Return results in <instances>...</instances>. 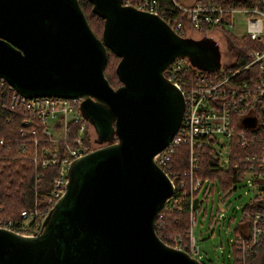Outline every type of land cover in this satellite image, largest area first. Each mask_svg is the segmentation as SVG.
<instances>
[{
    "label": "water",
    "instance_id": "95a60500",
    "mask_svg": "<svg viewBox=\"0 0 264 264\" xmlns=\"http://www.w3.org/2000/svg\"><path fill=\"white\" fill-rule=\"evenodd\" d=\"M87 1L103 19L100 37L79 0H0V77L27 98H80L100 144L70 162L64 191L36 234L0 227V264H203L156 233L174 188L154 155L184 110L163 70L186 57L213 71L218 45L183 37L123 0ZM108 49L119 58L116 87L104 73Z\"/></svg>",
    "mask_w": 264,
    "mask_h": 264
},
{
    "label": "built area",
    "instance_id": "2783aa9c",
    "mask_svg": "<svg viewBox=\"0 0 264 264\" xmlns=\"http://www.w3.org/2000/svg\"><path fill=\"white\" fill-rule=\"evenodd\" d=\"M171 2L169 9L162 7L158 0L132 3L123 0L124 4L157 14L183 37L212 38L223 62L220 60L219 67L209 71L193 65L186 57H175L163 70L166 79L180 89L184 110L177 131L154 155V161L168 175L174 188L166 202L184 197L189 210L186 236H174L170 245L186 250L195 258L200 257L193 231L196 219L193 204L195 198L199 199L196 194L204 182H213L198 174L202 152H206L217 158L220 168L230 167L234 171L231 190L239 179H243L254 192L250 199L260 200L257 202L260 207L254 214L243 213L239 220L250 218L249 238L235 233L231 242L237 245L238 254L234 256L232 250L228 253L236 264H245V257L253 252L264 234V0L238 1L231 5L213 0ZM213 30L219 35H213ZM224 33H230L239 41L241 52L237 58L244 59V63L237 68H227L233 58L227 52L225 38L220 37ZM5 85L12 90L8 108L21 110L25 124L37 121L41 133L51 143V146L39 148L33 156L41 168L55 167L44 204L34 203L31 208L21 209L17 218L0 219V227L34 235L40 230L47 211L64 191L70 162L100 144L94 141L89 129L91 123L80 113V98L56 95L27 98L0 77V87ZM35 131L36 128L31 129V133ZM178 147L183 148L186 159V167L180 172L174 169L172 159ZM218 194L222 192L218 191ZM201 199L198 206L204 200ZM157 217H161L160 211Z\"/></svg>",
    "mask_w": 264,
    "mask_h": 264
},
{
    "label": "trees",
    "instance_id": "16d2710c",
    "mask_svg": "<svg viewBox=\"0 0 264 264\" xmlns=\"http://www.w3.org/2000/svg\"><path fill=\"white\" fill-rule=\"evenodd\" d=\"M135 0H130L134 2ZM164 8L171 9V0H158ZM181 2L179 0H176ZM220 4L231 5L238 1L251 3L255 0H213ZM84 2L89 4L84 8ZM80 6L85 13L86 19L97 36L102 32L103 19L92 11V5L87 0H79ZM225 46L229 55L233 58L227 64L228 67L237 68L244 63V59L237 58L241 47L239 41L230 33H224ZM107 61L104 73L109 83L116 87L120 84L115 73L118 57L109 49L107 50ZM113 62V75L107 73L109 64ZM115 73V75H114ZM12 90L8 85L0 87V219L17 218L21 209L31 208L34 203L43 205L47 198L51 186V178L55 174V167L47 165L40 167L39 162L33 160L35 152L41 147L51 146L47 138L41 133V125L37 121L31 124L23 123V114L21 110L11 111L8 103ZM87 120V119H86ZM88 121V120H87ZM89 122V121H88ZM90 123V122H89ZM36 128L34 133L31 129ZM36 140V142L34 141ZM95 141V138H94ZM174 169L180 172L186 167L185 152L182 147H178L173 156ZM198 174L211 181L216 180V187L222 193L229 192L233 187L235 173L232 168H220L215 156L202 152L200 169ZM256 197L250 199L241 209L242 213L248 212L254 214L259 209ZM258 205V206H257ZM161 217H157L155 230L158 236L168 245L174 236L184 238L188 229L189 210L184 197H177L174 201H168L160 210ZM245 223L243 229L239 223ZM235 233L242 234L246 239L249 238L251 229L250 218L243 217L239 222ZM264 243V234L260 236L259 242L255 245L251 254L245 257V262L255 257ZM233 248V244H230ZM234 256L236 251L232 250ZM238 254V253H237Z\"/></svg>",
    "mask_w": 264,
    "mask_h": 264
},
{
    "label": "rangeland",
    "instance_id": "374dc122",
    "mask_svg": "<svg viewBox=\"0 0 264 264\" xmlns=\"http://www.w3.org/2000/svg\"><path fill=\"white\" fill-rule=\"evenodd\" d=\"M179 1L191 3L192 0ZM88 7L89 4L84 2V8ZM212 33L215 36L219 35L216 30H213ZM220 37L222 38L224 35L220 34ZM219 60L223 62V57H220V55ZM114 61L117 63L116 58ZM226 63L227 61L223 63V66ZM113 67V62H111L109 68H107L108 74L113 75ZM89 129H91L95 138L92 124L89 125ZM234 186L233 190L218 194L220 190L216 187V180L211 183L205 181L196 194L197 197L204 199L201 205L194 209L196 219L193 225L196 242L200 249V257L197 258L203 264H236L234 257H229L228 253L234 250L236 251L235 254H237V245L234 244L232 248L230 244H233L231 241L235 237V229L243 214L241 209L254 195V192L250 190L251 187L243 179H239ZM211 187L213 188L210 189ZM244 224V222L239 223L241 229L244 228ZM247 264H264V243L255 257L249 260Z\"/></svg>",
    "mask_w": 264,
    "mask_h": 264
},
{
    "label": "crops",
    "instance_id": "0c3cea01",
    "mask_svg": "<svg viewBox=\"0 0 264 264\" xmlns=\"http://www.w3.org/2000/svg\"><path fill=\"white\" fill-rule=\"evenodd\" d=\"M192 1H194V0H192ZM192 1H191V2H192ZM187 3H190V2H187Z\"/></svg>",
    "mask_w": 264,
    "mask_h": 264
},
{
    "label": "bare ground",
    "instance_id": "6f19581e",
    "mask_svg": "<svg viewBox=\"0 0 264 264\" xmlns=\"http://www.w3.org/2000/svg\"><path fill=\"white\" fill-rule=\"evenodd\" d=\"M162 216V215H161ZM158 219V218H157Z\"/></svg>",
    "mask_w": 264,
    "mask_h": 264
}]
</instances>
